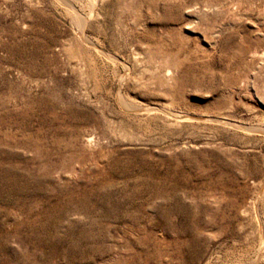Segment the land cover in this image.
I'll return each instance as SVG.
<instances>
[{
	"label": "rangeland",
	"instance_id": "374dc122",
	"mask_svg": "<svg viewBox=\"0 0 264 264\" xmlns=\"http://www.w3.org/2000/svg\"><path fill=\"white\" fill-rule=\"evenodd\" d=\"M0 264H264V0H0Z\"/></svg>",
	"mask_w": 264,
	"mask_h": 264
}]
</instances>
